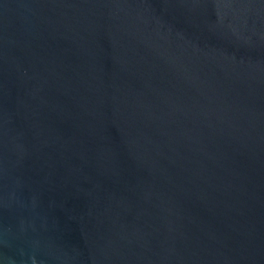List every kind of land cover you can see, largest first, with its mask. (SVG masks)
<instances>
[{
    "label": "water",
    "instance_id": "obj_1",
    "mask_svg": "<svg viewBox=\"0 0 264 264\" xmlns=\"http://www.w3.org/2000/svg\"><path fill=\"white\" fill-rule=\"evenodd\" d=\"M0 264H264V0H0Z\"/></svg>",
    "mask_w": 264,
    "mask_h": 264
}]
</instances>
